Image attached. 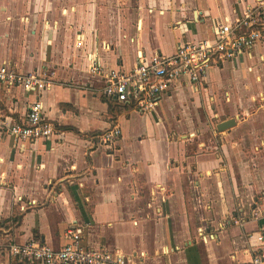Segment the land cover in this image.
I'll list each match as a JSON object with an SVG mask.
<instances>
[{"label": "crops", "instance_id": "0c3cea01", "mask_svg": "<svg viewBox=\"0 0 264 264\" xmlns=\"http://www.w3.org/2000/svg\"><path fill=\"white\" fill-rule=\"evenodd\" d=\"M258 1L125 0L109 11L105 0H0V60L55 84L42 97L55 133L27 144L10 128L37 94L0 87V264H23L10 245L59 249L78 228L84 247L136 264H251L264 255V42L147 114L112 105L103 78L90 74L93 64L129 71L215 41ZM116 126L114 148L103 146Z\"/></svg>", "mask_w": 264, "mask_h": 264}, {"label": "built area", "instance_id": "2783aa9c", "mask_svg": "<svg viewBox=\"0 0 264 264\" xmlns=\"http://www.w3.org/2000/svg\"><path fill=\"white\" fill-rule=\"evenodd\" d=\"M261 42H264V0L248 6L242 18L221 25L215 41L186 43L171 57L155 55L149 60L141 59L129 71H107L101 64H93L90 74L103 78V98L147 114L156 110L172 90L184 84L200 83L210 68L234 62ZM2 85L37 94L28 104L25 121L10 128L11 135L23 144L50 140L55 126L45 118L42 97L55 87L54 82L45 75L18 72L0 60ZM120 137L121 130L116 126L101 136V144L114 148ZM82 238L83 230L78 228L69 232V241L59 249L29 241L10 245L7 253L23 264H136L121 252L84 247ZM260 240L263 244L264 239ZM251 264H264V255L256 254Z\"/></svg>", "mask_w": 264, "mask_h": 264}, {"label": "rangeland", "instance_id": "374dc122", "mask_svg": "<svg viewBox=\"0 0 264 264\" xmlns=\"http://www.w3.org/2000/svg\"><path fill=\"white\" fill-rule=\"evenodd\" d=\"M124 3H125V0H121V1L111 0L110 2H108V0L107 1L105 0V4L104 5L102 4V5L106 7V9H108L109 11H122L126 7V4ZM132 4L133 3L128 4V10L132 11V9L134 8Z\"/></svg>", "mask_w": 264, "mask_h": 264}, {"label": "water", "instance_id": "95a60500", "mask_svg": "<svg viewBox=\"0 0 264 264\" xmlns=\"http://www.w3.org/2000/svg\"><path fill=\"white\" fill-rule=\"evenodd\" d=\"M235 125H236L235 120H230V121L224 122L221 125H219L218 130L219 132H224V131H227L233 128Z\"/></svg>", "mask_w": 264, "mask_h": 264}, {"label": "trees", "instance_id": "16d2710c", "mask_svg": "<svg viewBox=\"0 0 264 264\" xmlns=\"http://www.w3.org/2000/svg\"><path fill=\"white\" fill-rule=\"evenodd\" d=\"M112 103V102H111ZM115 104V103H112V105Z\"/></svg>", "mask_w": 264, "mask_h": 264}]
</instances>
